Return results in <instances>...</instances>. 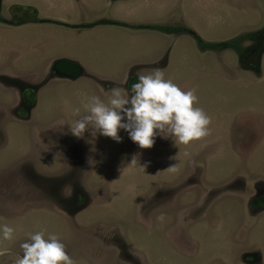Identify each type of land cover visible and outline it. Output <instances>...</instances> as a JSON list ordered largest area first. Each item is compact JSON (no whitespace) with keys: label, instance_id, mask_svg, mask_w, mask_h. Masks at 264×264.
Masks as SVG:
<instances>
[{"label":"rangeland","instance_id":"374dc122","mask_svg":"<svg viewBox=\"0 0 264 264\" xmlns=\"http://www.w3.org/2000/svg\"><path fill=\"white\" fill-rule=\"evenodd\" d=\"M83 2L0 0V264L40 231L75 264H264V0ZM155 69L195 90L208 136L141 149L123 129L70 133L86 96Z\"/></svg>","mask_w":264,"mask_h":264},{"label":"clouds","instance_id":"9594fccd","mask_svg":"<svg viewBox=\"0 0 264 264\" xmlns=\"http://www.w3.org/2000/svg\"><path fill=\"white\" fill-rule=\"evenodd\" d=\"M85 100V114L68 125L70 133L78 139H83L88 132L93 138L99 134L119 143L118 133L123 129L141 149H150L157 135L175 137L176 142L188 145L210 134L211 118L202 108L194 106L198 103L195 90L183 91L170 79L166 80L160 69L139 76L130 90L113 88L107 103L95 95L86 96ZM64 125V121L57 122L59 129ZM189 163L195 165L196 162L189 160ZM131 164H137L135 156ZM141 167L145 170L146 165ZM166 169L177 171L174 164ZM159 219L163 220V215ZM14 231L4 225L3 239L12 240ZM20 249L23 255L15 264H75L55 234H50L47 239L44 231L29 234ZM7 254H10L7 248L0 249V256Z\"/></svg>","mask_w":264,"mask_h":264},{"label":"trees","instance_id":"16d2710c","mask_svg":"<svg viewBox=\"0 0 264 264\" xmlns=\"http://www.w3.org/2000/svg\"><path fill=\"white\" fill-rule=\"evenodd\" d=\"M34 22H38V23H43V22H47V20H34ZM98 24H103V25H118V26H122L124 27L123 24L121 23H113V22H99ZM158 30H162V31H169L167 29H164V28H157ZM175 31H182V29H178L177 30L175 29ZM189 35H192L193 39L196 41L198 47L202 50H210V49H217L218 47H221V48H227V49H238L236 48L238 46V42L237 40H233V41H227L225 42L224 44H211V43H206L204 42L197 34L189 31L188 32Z\"/></svg>","mask_w":264,"mask_h":264},{"label":"crops","instance_id":"0c3cea01","mask_svg":"<svg viewBox=\"0 0 264 264\" xmlns=\"http://www.w3.org/2000/svg\"><path fill=\"white\" fill-rule=\"evenodd\" d=\"M98 1L99 0H84V6H85V8H90V7H92L94 4H98ZM47 3L50 5V6H52V3H51V1H47ZM46 3V4H47ZM115 3V2H114ZM42 29H44V28H42ZM50 50H47L45 53H46V55L48 56V57H53V58H56V57H59V56H56V54L55 53H53V54H50ZM60 58H56L55 60H59ZM68 61H70V60H68Z\"/></svg>","mask_w":264,"mask_h":264},{"label":"water","instance_id":"95a60500","mask_svg":"<svg viewBox=\"0 0 264 264\" xmlns=\"http://www.w3.org/2000/svg\"><path fill=\"white\" fill-rule=\"evenodd\" d=\"M114 1V0H113ZM258 66H259V62H258V64H257ZM72 67H74V68H77L78 69V67L76 66V65H71Z\"/></svg>","mask_w":264,"mask_h":264}]
</instances>
